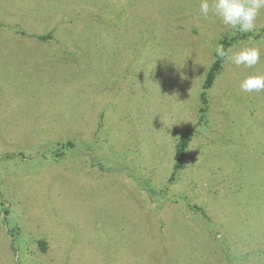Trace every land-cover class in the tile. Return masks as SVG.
I'll return each instance as SVG.
<instances>
[{
    "label": "rangeland",
    "instance_id": "1",
    "mask_svg": "<svg viewBox=\"0 0 264 264\" xmlns=\"http://www.w3.org/2000/svg\"><path fill=\"white\" fill-rule=\"evenodd\" d=\"M199 3L0 0V264H264V8Z\"/></svg>",
    "mask_w": 264,
    "mask_h": 264
},
{
    "label": "clouds",
    "instance_id": "2",
    "mask_svg": "<svg viewBox=\"0 0 264 264\" xmlns=\"http://www.w3.org/2000/svg\"><path fill=\"white\" fill-rule=\"evenodd\" d=\"M264 8V0H200L199 10L204 19L210 18V13L219 18L226 26L240 33H250L256 29V18ZM215 54L221 60L229 61L236 66L253 68L260 62V49L246 46L238 51L225 50L223 45H217ZM239 88L244 93L264 91V74H250L240 82Z\"/></svg>",
    "mask_w": 264,
    "mask_h": 264
},
{
    "label": "trees",
    "instance_id": "3",
    "mask_svg": "<svg viewBox=\"0 0 264 264\" xmlns=\"http://www.w3.org/2000/svg\"><path fill=\"white\" fill-rule=\"evenodd\" d=\"M224 46V44H222ZM222 60L216 56L215 61L212 63V65L209 68V71L207 72V78L204 83V88L209 87L212 84V81L214 79L215 73L218 71V69L221 67ZM194 128H186L178 137L176 144H175V152H174V165H173V172L170 176V181H172L175 171L177 169H180L182 165V157L185 154V150L188 146L189 141L191 140L193 134H194ZM169 181V182H170Z\"/></svg>",
    "mask_w": 264,
    "mask_h": 264
}]
</instances>
